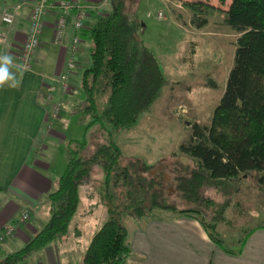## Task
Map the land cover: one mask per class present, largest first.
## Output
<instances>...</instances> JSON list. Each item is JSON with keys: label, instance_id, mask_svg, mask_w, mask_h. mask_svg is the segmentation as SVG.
<instances>
[{"label": "trees", "instance_id": "16d2710c", "mask_svg": "<svg viewBox=\"0 0 264 264\" xmlns=\"http://www.w3.org/2000/svg\"><path fill=\"white\" fill-rule=\"evenodd\" d=\"M110 3V12L97 16L89 29H73L78 39L81 33L90 42L88 65L82 69L77 83L84 99L76 107L85 117H91L90 123H105L117 131L135 125L160 97L167 81L156 55L141 38V23L128 13L125 0ZM183 5L192 11L191 22L197 28L207 23V17L199 16L202 8H213L208 0L185 1ZM73 12L75 17L76 11ZM223 22L237 35L223 93L210 123L193 122L189 139L178 146L179 152L191 158L193 164H180L172 172L176 191L188 203L211 205L202 195L203 188L241 175L256 173L257 183L264 186V0H230ZM66 148L65 170L56 188L47 195L49 219L20 249L5 255L0 264H19L66 234L80 201L79 186L90 168L96 165L110 172L121 155L113 141L100 144L91 154H85L84 141L68 139ZM141 167L144 172L153 168L146 164ZM159 170L162 172L163 168ZM124 171L129 174L130 170ZM160 178L163 180V176ZM127 180L124 183L132 187L131 180ZM140 187L148 190L150 209H166L196 218L201 213L197 208L178 209L167 204L163 187L153 178ZM137 212L142 216L143 208L137 207ZM108 213L80 264H125L130 253L128 229L113 210L108 209ZM197 220L217 245L232 253H239L249 235L264 227L260 224L241 229V235L228 246L215 233V222Z\"/></svg>", "mask_w": 264, "mask_h": 264}, {"label": "rangeland", "instance_id": "374dc122", "mask_svg": "<svg viewBox=\"0 0 264 264\" xmlns=\"http://www.w3.org/2000/svg\"><path fill=\"white\" fill-rule=\"evenodd\" d=\"M185 1L198 0H132L131 3L125 0L128 13L141 23V38L156 55L167 81L160 97L135 125L114 131L105 123H90L91 117H85L76 107L84 99V94L76 88L84 66H77L80 73L68 88L72 94L66 96L64 104L62 102L60 116L55 118L56 127L68 139L84 141L87 147L85 154H91L100 144L111 141L121 150L110 172L96 165L90 168L87 177H92L95 182L89 188L83 184L79 186L80 214L73 219H108V209H111L128 227L137 219L159 215L161 209L149 208L148 190L140 187L153 178L163 187L167 204H174L178 209H199L201 213L196 214L197 218H202L205 223L215 222V233L230 246L231 241L241 235V229L264 225V186L257 183V174L241 175L204 187L202 195L211 205L186 202L176 191L172 180V172L178 170L180 164H193L191 158L179 152L178 146L189 139L193 122L201 125L210 123L232 66L237 37L223 22L228 0H208L214 6L202 8L199 16L207 17L208 23L199 28L191 22L193 14L183 5ZM109 7L110 3L105 2L102 11ZM44 154V158L52 163V172L62 175L68 158L66 144H55ZM141 164L153 168L144 172ZM126 168L130 170L129 174L124 171ZM127 179L133 183L132 187L124 183ZM100 192L103 203L97 200ZM87 195L91 196L92 204L85 212L83 205ZM137 207L143 208L142 216L138 215ZM81 241L78 243L74 234L66 233L52 242L59 264H79L75 259L78 258V249L83 247L84 242ZM26 242L17 241L13 250L20 249ZM77 244L79 247L75 249ZM37 253L41 250L19 264L36 262Z\"/></svg>", "mask_w": 264, "mask_h": 264}, {"label": "crops", "instance_id": "0c3cea01", "mask_svg": "<svg viewBox=\"0 0 264 264\" xmlns=\"http://www.w3.org/2000/svg\"><path fill=\"white\" fill-rule=\"evenodd\" d=\"M110 1H85L84 30L90 28L97 16L110 12ZM32 2L0 0V55L9 54L14 58L12 71L19 81L16 87H0V231L6 223L16 220L22 210L27 209L30 215L25 224L17 226L13 236L0 243V260L14 251L12 247L17 241H28L39 230L38 227L47 222L50 203L45 199L56 188L61 176L52 172V163L44 158V152L55 144H66L68 140L66 134L56 127L57 119L50 116V103L47 104L44 99L46 84L49 86L52 79L60 78L68 61H75L76 67H85L89 61L90 42L81 33L76 51L71 53L68 49L70 38L74 35L73 14L64 42L61 45L52 43L58 14L51 12L44 17L41 43L34 54L31 68L24 70L20 67L18 55L26 39ZM105 2L110 3V7L103 12ZM227 2L229 5L230 0ZM5 9L14 14L11 25L1 22ZM78 68L71 74V84L75 83L80 73ZM55 86L53 99H59L64 104L66 96L72 93L70 90L62 93L59 86ZM94 182L89 176L82 184L89 188ZM101 197L100 192L97 200L103 203ZM85 198L83 207L88 212L92 204L91 196ZM79 206L80 201L67 233L74 234L78 243L80 239V243L84 242L80 250L79 244L75 246L79 251L75 261L80 264L92 236L106 219H73L80 214ZM161 211L159 215L130 222L131 225L127 227L130 253L125 264H264V227L257 228L249 235L239 253H232L217 245L196 217L166 209ZM35 259L36 262L29 264H59L53 243L41 249Z\"/></svg>", "mask_w": 264, "mask_h": 264}, {"label": "built area", "instance_id": "2783aa9c", "mask_svg": "<svg viewBox=\"0 0 264 264\" xmlns=\"http://www.w3.org/2000/svg\"><path fill=\"white\" fill-rule=\"evenodd\" d=\"M85 1L86 0H33L29 19L26 39L20 49L18 55V63L24 70H28L32 66L33 57L40 46L41 37L44 29V17L51 12H57L58 16L55 20V25L52 33V43L61 45L66 37L69 18L73 11H76L73 29L78 31L83 28V18L85 16ZM161 16V13H159ZM14 20L12 11L5 9L1 15V22L6 25H11ZM78 36L73 35L70 38L68 49L74 53L78 44ZM76 64L73 60L67 62L66 67L59 79H52L53 82L48 86L46 84V103L49 104V113L52 118H58L62 109V103L53 99V93L58 85L62 91L68 89V79ZM29 211L24 209L20 212L16 220L6 223L0 231V243L11 237L17 230V226L25 224L29 219Z\"/></svg>", "mask_w": 264, "mask_h": 264}, {"label": "clouds", "instance_id": "9594fccd", "mask_svg": "<svg viewBox=\"0 0 264 264\" xmlns=\"http://www.w3.org/2000/svg\"><path fill=\"white\" fill-rule=\"evenodd\" d=\"M14 58L9 54L0 55V87H16L19 81L12 71Z\"/></svg>", "mask_w": 264, "mask_h": 264}]
</instances>
